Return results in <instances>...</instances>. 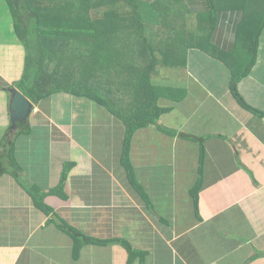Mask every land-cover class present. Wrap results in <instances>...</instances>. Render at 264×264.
Returning a JSON list of instances; mask_svg holds the SVG:
<instances>
[{"label": "crops", "instance_id": "crops-1", "mask_svg": "<svg viewBox=\"0 0 264 264\" xmlns=\"http://www.w3.org/2000/svg\"><path fill=\"white\" fill-rule=\"evenodd\" d=\"M185 2L203 18L212 12L208 0ZM243 4L213 11L209 35L177 52L181 71L153 73L169 109L127 145L117 119L89 97L30 100V131L0 172V264H127L132 250L131 264H264V27L238 95L224 62L248 56L264 14L261 0ZM24 68L0 0V140Z\"/></svg>", "mask_w": 264, "mask_h": 264}, {"label": "trees", "instance_id": "trees-1", "mask_svg": "<svg viewBox=\"0 0 264 264\" xmlns=\"http://www.w3.org/2000/svg\"><path fill=\"white\" fill-rule=\"evenodd\" d=\"M244 1L208 0L212 12L208 18H203L200 13L189 12L185 0H6L15 32L25 49L24 73L17 85L33 103L54 92L91 98L124 121L127 145L128 138L138 128L153 125L169 109L159 104V99L167 94L163 87L153 84L152 76L159 66H174L180 62L175 47L190 46L191 38L183 35L188 30L180 29L181 23L190 26L188 35L202 40L213 28L214 10L229 6L242 8ZM127 5L130 11L126 10ZM150 12L158 26L171 21L175 28L163 32L153 28V23L145 19ZM183 15L185 18L181 21ZM263 26L264 14L257 18L256 29L249 38L247 57L236 60L235 56L233 63L229 57L224 59L234 73L232 91L235 95H238L237 81L255 62ZM49 41L59 47L53 48ZM240 70L243 72L237 74ZM120 93L123 97L118 96ZM142 96L147 100L141 106ZM29 131L28 118L17 121L14 127L9 125L0 140V172L11 159L17 136ZM29 191L37 193L35 189ZM138 191L148 203V197ZM38 195L35 196L40 205ZM83 237L81 243L100 245L108 241ZM122 243L128 250L133 249L129 243ZM134 255L136 252L132 250L127 264H131Z\"/></svg>", "mask_w": 264, "mask_h": 264}, {"label": "rangeland", "instance_id": "rangeland-1", "mask_svg": "<svg viewBox=\"0 0 264 264\" xmlns=\"http://www.w3.org/2000/svg\"><path fill=\"white\" fill-rule=\"evenodd\" d=\"M261 2H263L264 3V0H261ZM255 3H256V1H255ZM126 10L127 11H130V6L129 5H127L126 6ZM183 13V12H182ZM182 13L180 14V16L182 15ZM194 14V13H193ZM184 18H185V16L183 15L182 17H181V21H183L184 20ZM145 19L147 20V22L148 23H153V28H158V29H161L162 30V32L164 31V30H167V29H173V28H175L174 27V25H172V22L170 21V23H169V21H167L166 23H163V24H167V25H163V24H159V26L157 25L158 23H156L155 21H154V19H153V16H152V12H150V16L148 15V13L146 14V16H145ZM169 20V19H168ZM5 19H4V21H3V26H5ZM188 22V21H187ZM182 24V23H181ZM158 26V27H157ZM264 27V26H263ZM263 27H262V29H263ZM189 28H190V26L187 24V25H185L184 26V28H183V31L185 30H188V32H185V33H183V35L185 36V37H190L191 38V44L190 45H192V46H195V44H196V41H197V39H196V37L195 36H191V35H188V33L190 32L189 31ZM180 29H182L181 27H180ZM261 29V30H262ZM153 32H155L154 30H153ZM156 32H158L157 30H156ZM70 34V33H69ZM75 35H78V34H75ZM80 35H82V34H80ZM149 37H154L153 35H150ZM87 38V37H86ZM60 40V38L57 40V41H59ZM65 43L67 44V42H66V40H65ZM49 44H50V46H52L53 48H56V47H59L58 45H56L57 43H54L53 45L51 44V42L49 41ZM169 47H173V45L172 46H169ZM183 49H185V48H182L181 46H179V47H175L174 48V51H177V52H181ZM185 51V50H184ZM183 66V64H182V62H179L177 65H174V66H172V67H170L171 68V71L172 72H177V71H181L182 70V67ZM161 71V67H159V71L158 72H160ZM153 77V76H152ZM70 93V92H69ZM122 94L123 93H120L118 96H122ZM123 97V96H122ZM146 100H147V97H145V96H142V98H140V100H139V102H141V103H139L141 106L142 105H144L145 104V102H146ZM115 119H117V122L119 123L118 125H116V124H114V126L113 127H116V126H118V127H120L122 130H124V128H125V124H124V121L122 120V119H120L119 117H117V116H115V115H112ZM151 127H153V125H151ZM149 133H152V131L151 132H148V131H146V133H145V135H149ZM136 134H140V132H138V133H136Z\"/></svg>", "mask_w": 264, "mask_h": 264}, {"label": "water", "instance_id": "water-1", "mask_svg": "<svg viewBox=\"0 0 264 264\" xmlns=\"http://www.w3.org/2000/svg\"><path fill=\"white\" fill-rule=\"evenodd\" d=\"M9 116L14 127L17 121L26 120L33 108V103L17 88L10 89Z\"/></svg>", "mask_w": 264, "mask_h": 264}]
</instances>
